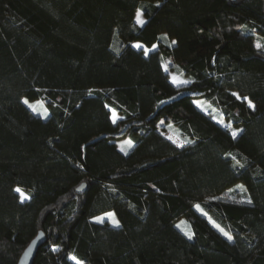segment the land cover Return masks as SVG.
Returning a JSON list of instances; mask_svg holds the SVG:
<instances>
[{"label":"trees","instance_id":"obj_1","mask_svg":"<svg viewBox=\"0 0 264 264\" xmlns=\"http://www.w3.org/2000/svg\"><path fill=\"white\" fill-rule=\"evenodd\" d=\"M257 42L264 0H0V264L39 231L32 264H264Z\"/></svg>","mask_w":264,"mask_h":264},{"label":"snow or ice","instance_id":"obj_2","mask_svg":"<svg viewBox=\"0 0 264 264\" xmlns=\"http://www.w3.org/2000/svg\"><path fill=\"white\" fill-rule=\"evenodd\" d=\"M136 22H137V24H139L140 26H143V25L146 23V21L143 19V10H138V11H137V13H136ZM165 38H166V37H165ZM172 43L174 44V43H176V42H175V41H172ZM135 47H136V48H142L143 46H142L141 44H136ZM153 47H156V46L154 45ZM256 47H257L258 49H262V48H264V44H261V43L257 42ZM149 51H150L149 49H146V48H145V49H144V53H145V55H147ZM167 70H168L167 65H165V71H167ZM172 82H173L174 84H176L177 86H179V85H185V84L191 83V81L185 80V79H183L182 77H178V76H175V75L172 76ZM234 95H236L237 98H240L238 94H235V93H234ZM243 99L246 100V101L248 102V104H249L250 107H253V108H254V105L252 104L251 100H249L247 97H244ZM24 103L28 104V106H29L30 108H32L33 112L40 113V109H38L34 104H31L27 99H25ZM197 103H198V106H200V107L203 108V106H202L199 102H197ZM42 115H43L45 118L47 117V115H48V110H47L46 108L43 109ZM113 118H114V122H115V119H116V116H115V110H113ZM218 122L221 123V124H225V122H224L223 120H219ZM161 123H163V121H161ZM225 126H226V127H230V125H227V124H225ZM237 135H238V132H237V131H233V132H232V136H233V138H235ZM168 138H169L170 140L173 139V137H171V136L168 137ZM173 142L176 143L179 147H184L186 144H191V143H193V141H191V140H186V139H185V140H180V139H178V138L175 139ZM127 144H128V147H129V148L132 146V142H131V141H128ZM121 150H122V151H125V148H124L123 145H121ZM125 154H127L126 151H125ZM237 164H239V161H237ZM15 191H17L18 193L21 194V199H22V200L30 199V197H28L26 194H24L20 188L15 189ZM241 202H244V201H241ZM246 202H247V203H251L252 201H251V199L249 198ZM197 207L199 208V205H197ZM107 215H109L110 217L113 218V219H112V222H113V224H114L115 226H119V221L115 219L113 213H109V214H107ZM96 219H97L99 222H101V223L104 222V221H103V217H97ZM182 223H186V222H182ZM217 227L219 228V225H217ZM220 231H222L223 234H224L225 236H227L229 240L233 239V237H232L228 232H225L223 229H220ZM186 235H188L189 238L192 237V233H191V232L186 231ZM72 259L75 260L76 257H72ZM77 264H83V262L77 260Z\"/></svg>","mask_w":264,"mask_h":264},{"label":"rangeland","instance_id":"obj_3","mask_svg":"<svg viewBox=\"0 0 264 264\" xmlns=\"http://www.w3.org/2000/svg\"><path fill=\"white\" fill-rule=\"evenodd\" d=\"M136 44H141L143 47L142 48H146V49H149V50H152V49H155L156 47H157V45H155L156 47H152V48H147V47H145L142 43H138V42H136V43H134V45H136ZM150 52V51H149ZM169 63H170V61H167L165 64H164V68H165V65H167V68H168V70H167V72L170 74V79H171V81H172V76H178V77H181L179 74H177L176 72H174V71H172L171 69H170V67H169ZM183 78V77H182ZM184 79V78H183ZM173 83V82H172ZM174 84V83H173ZM176 85V84H175ZM177 86V85H176ZM180 86V85H179ZM31 104H34L38 109H40V113H38V114H41L42 115V112H43V109H47V107H46V105H45V103H44V101L43 100H36V101H29ZM197 102H199L202 106H203V108L202 107H200V106H198V103ZM195 103L197 104V106L201 109V110H203L204 112H207V110H206V108L204 107V105L200 102V101H195ZM48 110V109H47ZM37 113V112H36ZM115 116H116V119H115V121H117L119 118H120V115L115 111ZM112 118H113V111H112ZM216 121H219V120H223L221 117H219V116H217V117H215L214 118ZM113 120H114V118H113ZM226 124V123H225ZM225 124H222L223 126H225ZM226 127V126H225ZM162 133H163V135L164 136H166L167 138L168 137H173V139H171V141H174L175 139H180V140H183V139H181L174 131H172V130H164V131H162ZM169 139V138H168ZM127 140L125 141H119V146L121 147V145H123L124 146V148H126V146L128 145L127 144ZM176 144V143H175ZM177 145V144H176ZM22 190V189H21ZM22 192L24 193V194H26L27 196H28V194L26 193V191H24V190H22ZM20 194V193H19ZM20 197H21V194H20ZM29 197V196H28ZM27 200H29V199H26V200H22L21 199V201H27ZM199 210L201 211V212H204V210H202V208L199 206ZM109 213H113L114 214V217H115V219L116 220H118L119 221V219H118V217H117V215L115 214V212L114 211H111V212H107V213H104V214H100V215H98V216H96V217H94V220H96V221H98L96 218L97 217H103V220H105V219H108L111 223H113L112 222V217H110L109 215H107V214H109ZM182 222H186V223H182ZM186 231H188V232H191L192 233V235H193V229H192V226H191V223H190V221L189 220H187V219H180L173 227H171L170 229H168L167 230V232H166V235L168 236V237H176V238H189V236L188 235H186Z\"/></svg>","mask_w":264,"mask_h":264},{"label":"water","instance_id":"obj_4","mask_svg":"<svg viewBox=\"0 0 264 264\" xmlns=\"http://www.w3.org/2000/svg\"><path fill=\"white\" fill-rule=\"evenodd\" d=\"M86 189V184L83 183L79 187H77L76 192L78 194L84 193ZM46 241V236L43 231H39V233L30 241L27 245L23 253L21 254L18 264H32L33 259L36 255L38 248L44 244Z\"/></svg>","mask_w":264,"mask_h":264},{"label":"crops","instance_id":"obj_5","mask_svg":"<svg viewBox=\"0 0 264 264\" xmlns=\"http://www.w3.org/2000/svg\"><path fill=\"white\" fill-rule=\"evenodd\" d=\"M143 19L146 21V18H145V16L143 15Z\"/></svg>","mask_w":264,"mask_h":264}]
</instances>
